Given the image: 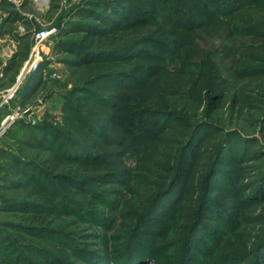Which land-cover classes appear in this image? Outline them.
Listing matches in <instances>:
<instances>
[{
	"label": "rangeland",
	"instance_id": "rangeland-1",
	"mask_svg": "<svg viewBox=\"0 0 264 264\" xmlns=\"http://www.w3.org/2000/svg\"><path fill=\"white\" fill-rule=\"evenodd\" d=\"M102 1L0 0V264H264V0L209 7L192 30L180 0L103 17ZM201 89L195 128L162 112Z\"/></svg>",
	"mask_w": 264,
	"mask_h": 264
},
{
	"label": "trees",
	"instance_id": "trees-1",
	"mask_svg": "<svg viewBox=\"0 0 264 264\" xmlns=\"http://www.w3.org/2000/svg\"><path fill=\"white\" fill-rule=\"evenodd\" d=\"M231 1H233V0H220L219 3H215V1L212 3H209L206 0H194V1H191L189 3V2H187V0H180L179 4H178V8H177L178 12L175 15L174 22L180 26L185 25L192 30V29L197 27L199 18L206 12V10L209 7H213V8L218 7L221 9L225 5H227V6L230 5ZM121 2H122V0H104V1H102V5H103L102 17L106 16L105 14L111 8L113 10L118 11L122 6ZM146 4L151 5L152 12L154 13L153 0H146ZM104 20H106V19L103 18V22H104ZM108 20H110V21H108L109 24L113 23V24L117 25V20H115L113 18H110V19L108 18ZM249 25H252V24H249ZM253 25L254 26L257 25L258 27H263L264 23L263 22L262 23H255ZM78 26L83 28V30H85L87 33L90 32L93 35H96V34L102 35V33L107 31V30H103L104 28L102 29L101 27H96V26H92L89 24H85V25L80 24ZM157 35H158L157 36L158 39L156 40V42H157V44H159L158 50H161L163 43L165 42V40L169 39L170 36L167 34H164L162 32H159V31H158ZM98 36H100V35H98ZM157 54H159V53H157ZM247 56H249L250 58H258V56L256 55V52H254L252 49H251V52H247ZM145 59L147 60V61L146 60L144 61L145 65H148V66L154 65L153 61H155V57L148 56V57H145ZM249 65H251V64L245 63V67L248 68ZM142 70H144V69H142ZM205 84L206 83L204 82L203 87L205 86ZM145 89H146V81L143 80L142 84L137 86L136 93H132L131 95H126V93H123L120 95V103H121L120 107L122 110H124L123 112L125 114H126V112H127V114L128 113H130V114L136 113L135 111H136L137 107L135 105H136V103H138V105H140V99H142L141 96H142ZM203 91H204L203 89L199 90L198 93L194 97H192V99L179 100V98H169V99H166L164 97L160 98V102L162 104L161 106H163L162 112L171 114L173 116V118L175 120H177L178 123L182 124L186 128L189 127L190 125H192V128H195L196 125L190 121V117H192V115H190L191 111H192L191 107H193V104L195 105L199 102L200 103L202 102ZM239 91L235 95L237 98L242 96ZM142 125H143L142 127H147V123H143ZM171 139L172 138H170V137L167 138V140L169 142L172 141ZM187 147H188V145L185 147V149H183L182 154L186 150ZM99 159H101V161H106L105 151L102 152ZM88 163L93 164L92 162L91 163L88 162ZM163 169H165V168L161 167V170H163ZM159 177H160V175H159ZM172 182L173 181H171L166 186L162 185L163 183H160L161 187L163 186L162 192L167 191L171 187ZM137 229H138V227H137ZM134 231H135V229H134ZM187 237H188L187 234H184L182 236V234L179 232L177 239H175V243L177 244V251H175V256L178 259V261L183 258V255L186 251V246L188 245V241H189V239H187ZM247 246H248V243H247L246 236H243V237L237 239V241L235 243V247H238L241 249L246 248ZM99 249H101V248H99ZM136 252H137V250H136ZM136 252H134V254H138V252L137 253ZM85 253L86 254H84V257H85L84 264H105L104 263L105 261H103L100 258L101 256H97V255H102L100 250L89 251V252L85 251ZM134 254H132V255H134ZM138 258H140V257H138ZM133 260H135V259L133 258L131 260V262H134Z\"/></svg>",
	"mask_w": 264,
	"mask_h": 264
},
{
	"label": "built area",
	"instance_id": "built-area-1",
	"mask_svg": "<svg viewBox=\"0 0 264 264\" xmlns=\"http://www.w3.org/2000/svg\"><path fill=\"white\" fill-rule=\"evenodd\" d=\"M22 30H24V29H22ZM44 35H45V33L38 34L37 35V38L42 39L44 37ZM36 57L34 58V60L32 61V63L29 65V69H33V68L35 69L38 66L39 63H38V59ZM25 68H26V66L24 67V69ZM14 91L15 90H13V89H11L10 91H8V98L12 95V93H14Z\"/></svg>",
	"mask_w": 264,
	"mask_h": 264
}]
</instances>
